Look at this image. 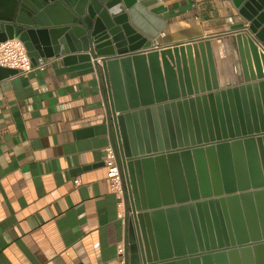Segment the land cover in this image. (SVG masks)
Here are the masks:
<instances>
[{"label":"water","instance_id":"1","mask_svg":"<svg viewBox=\"0 0 264 264\" xmlns=\"http://www.w3.org/2000/svg\"><path fill=\"white\" fill-rule=\"evenodd\" d=\"M142 1L0 0V42L107 87L135 210L126 203V264H264V0H233L242 79L222 88L208 41L135 53L161 32Z\"/></svg>","mask_w":264,"mask_h":264},{"label":"crops","instance_id":"2","mask_svg":"<svg viewBox=\"0 0 264 264\" xmlns=\"http://www.w3.org/2000/svg\"><path fill=\"white\" fill-rule=\"evenodd\" d=\"M142 3L158 9L153 22L140 14L161 29L152 43L208 41L220 88L241 81L235 37L247 31L233 0ZM104 92L95 73H55L49 62L0 79V264H118L126 222L104 164Z\"/></svg>","mask_w":264,"mask_h":264},{"label":"built area","instance_id":"3","mask_svg":"<svg viewBox=\"0 0 264 264\" xmlns=\"http://www.w3.org/2000/svg\"><path fill=\"white\" fill-rule=\"evenodd\" d=\"M162 49L158 43H152L150 47L139 49L135 53H147ZM0 67L17 69L22 74H27L36 67L43 68V64L34 66L24 43L19 38H13L0 42ZM124 162L117 141L109 143L105 147L104 164L107 167L110 188L120 198L119 203L122 207L124 205V210H126V203L128 204V215L132 217L135 214L132 186L124 168ZM75 183L78 184L79 179H76ZM117 254L119 256L118 264H126L123 244L117 247Z\"/></svg>","mask_w":264,"mask_h":264}]
</instances>
